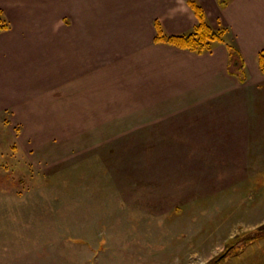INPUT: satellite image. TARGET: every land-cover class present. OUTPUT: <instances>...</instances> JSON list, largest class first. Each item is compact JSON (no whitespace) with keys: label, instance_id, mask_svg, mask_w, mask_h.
<instances>
[{"label":"rangeland","instance_id":"rangeland-1","mask_svg":"<svg viewBox=\"0 0 264 264\" xmlns=\"http://www.w3.org/2000/svg\"><path fill=\"white\" fill-rule=\"evenodd\" d=\"M213 31L221 42L202 54L223 44L226 73L244 83L239 50ZM11 55L0 57V264H255L236 254L264 237V135L251 129H264V108L241 93L227 106L30 108L44 105L48 63Z\"/></svg>","mask_w":264,"mask_h":264},{"label":"crops","instance_id":"crops-1","mask_svg":"<svg viewBox=\"0 0 264 264\" xmlns=\"http://www.w3.org/2000/svg\"><path fill=\"white\" fill-rule=\"evenodd\" d=\"M190 1L239 50L244 83L226 73L223 44L199 55L154 42L155 22L168 36L193 32L198 20ZM0 9L11 27L0 34L7 43L6 52L0 43V57L21 50V59L8 57V64L48 63L44 105L30 108H187L222 99L227 106L234 93L248 108H264V75L256 63L264 48V0H0ZM29 81L43 86L46 80ZM251 129L264 135L258 124ZM241 254L264 262V237Z\"/></svg>","mask_w":264,"mask_h":264},{"label":"trees","instance_id":"trees-1","mask_svg":"<svg viewBox=\"0 0 264 264\" xmlns=\"http://www.w3.org/2000/svg\"><path fill=\"white\" fill-rule=\"evenodd\" d=\"M190 7L194 11L198 23L193 32L183 36H167L160 24L155 22L156 35L154 41L156 43L168 44L180 49H186L191 52L202 54L210 50L213 42H221V33L213 31L204 19L202 8L195 2H189ZM7 22L0 15V30H5L8 26ZM219 32H223L222 30ZM259 69L264 73V50H262L257 58Z\"/></svg>","mask_w":264,"mask_h":264}]
</instances>
